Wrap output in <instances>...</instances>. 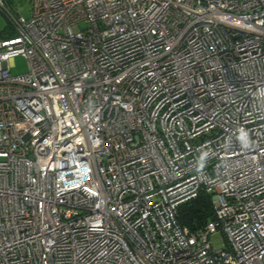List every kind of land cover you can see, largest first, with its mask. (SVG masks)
Masks as SVG:
<instances>
[{"label":"built area","instance_id":"1","mask_svg":"<svg viewBox=\"0 0 264 264\" xmlns=\"http://www.w3.org/2000/svg\"><path fill=\"white\" fill-rule=\"evenodd\" d=\"M31 2L0 0V264H264V0Z\"/></svg>","mask_w":264,"mask_h":264},{"label":"trees","instance_id":"2","mask_svg":"<svg viewBox=\"0 0 264 264\" xmlns=\"http://www.w3.org/2000/svg\"><path fill=\"white\" fill-rule=\"evenodd\" d=\"M13 35V32L8 28L0 35V38L11 37ZM177 219L182 226L188 227L191 231L202 228L213 219L210 195L203 193L198 198L182 204L179 207Z\"/></svg>","mask_w":264,"mask_h":264},{"label":"rangeland","instance_id":"3","mask_svg":"<svg viewBox=\"0 0 264 264\" xmlns=\"http://www.w3.org/2000/svg\"><path fill=\"white\" fill-rule=\"evenodd\" d=\"M32 0H8L10 7L18 14L28 17L31 12ZM8 20L0 10V35L8 29ZM13 66L11 68V74L13 76H19L27 73L28 66L26 60L23 57H17L13 60ZM211 245L214 249H220L224 245L223 236L220 233H216L210 237Z\"/></svg>","mask_w":264,"mask_h":264}]
</instances>
